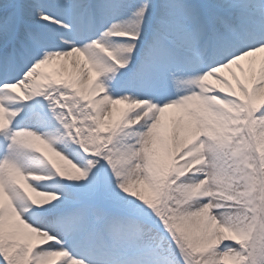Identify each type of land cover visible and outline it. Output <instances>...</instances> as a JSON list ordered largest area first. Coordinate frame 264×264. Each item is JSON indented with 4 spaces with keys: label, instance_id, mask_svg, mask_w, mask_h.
Returning a JSON list of instances; mask_svg holds the SVG:
<instances>
[{
    "label": "snow or ice",
    "instance_id": "snow-or-ice-1",
    "mask_svg": "<svg viewBox=\"0 0 264 264\" xmlns=\"http://www.w3.org/2000/svg\"><path fill=\"white\" fill-rule=\"evenodd\" d=\"M0 264H264V0H0Z\"/></svg>",
    "mask_w": 264,
    "mask_h": 264
}]
</instances>
